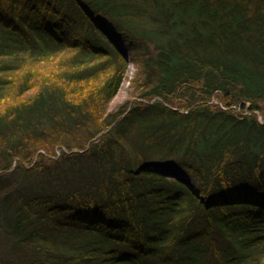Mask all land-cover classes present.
<instances>
[{
  "label": "trees",
  "instance_id": "1",
  "mask_svg": "<svg viewBox=\"0 0 264 264\" xmlns=\"http://www.w3.org/2000/svg\"><path fill=\"white\" fill-rule=\"evenodd\" d=\"M0 251L264 264V0H0Z\"/></svg>",
  "mask_w": 264,
  "mask_h": 264
},
{
  "label": "rangeland",
  "instance_id": "2",
  "mask_svg": "<svg viewBox=\"0 0 264 264\" xmlns=\"http://www.w3.org/2000/svg\"><path fill=\"white\" fill-rule=\"evenodd\" d=\"M122 45L125 48H128V45L123 42ZM133 56V52H129V59ZM44 64H40L41 67H43ZM137 72V67L133 63H129L128 71L126 74V79L121 86V89L116 96V98L111 102L109 108L110 111H116L121 105H123L125 102L131 99V93L135 90L132 88V81L135 79V74ZM261 120H263L262 117H260ZM58 154L61 153V151L57 152ZM1 252V251H0Z\"/></svg>",
  "mask_w": 264,
  "mask_h": 264
}]
</instances>
